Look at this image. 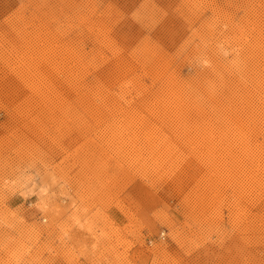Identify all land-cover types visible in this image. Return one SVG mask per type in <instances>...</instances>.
Returning <instances> with one entry per match:
<instances>
[{
    "label": "rangeland",
    "instance_id": "1",
    "mask_svg": "<svg viewBox=\"0 0 264 264\" xmlns=\"http://www.w3.org/2000/svg\"><path fill=\"white\" fill-rule=\"evenodd\" d=\"M0 264H264V0H0Z\"/></svg>",
    "mask_w": 264,
    "mask_h": 264
},
{
    "label": "built area",
    "instance_id": "2",
    "mask_svg": "<svg viewBox=\"0 0 264 264\" xmlns=\"http://www.w3.org/2000/svg\"><path fill=\"white\" fill-rule=\"evenodd\" d=\"M159 238H160V239H163V238H164V232H161V233H160Z\"/></svg>",
    "mask_w": 264,
    "mask_h": 264
}]
</instances>
